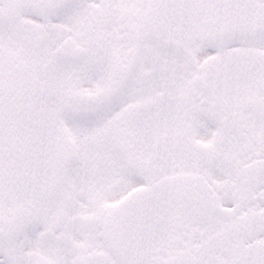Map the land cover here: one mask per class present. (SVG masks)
<instances>
[{"label":"snow or ice","instance_id":"snow-or-ice-1","mask_svg":"<svg viewBox=\"0 0 264 264\" xmlns=\"http://www.w3.org/2000/svg\"><path fill=\"white\" fill-rule=\"evenodd\" d=\"M0 264H264V0H0Z\"/></svg>","mask_w":264,"mask_h":264}]
</instances>
